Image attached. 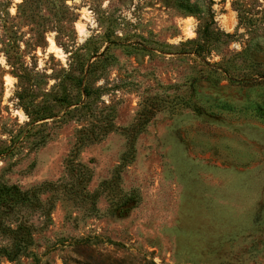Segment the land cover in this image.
<instances>
[{
    "label": "rangeland",
    "instance_id": "obj_1",
    "mask_svg": "<svg viewBox=\"0 0 264 264\" xmlns=\"http://www.w3.org/2000/svg\"><path fill=\"white\" fill-rule=\"evenodd\" d=\"M0 264H264V0H0Z\"/></svg>",
    "mask_w": 264,
    "mask_h": 264
}]
</instances>
